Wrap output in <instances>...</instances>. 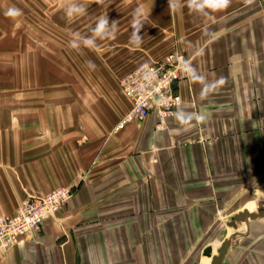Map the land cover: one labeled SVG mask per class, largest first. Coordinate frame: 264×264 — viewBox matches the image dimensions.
<instances>
[{"label": "crops", "instance_id": "crops-1", "mask_svg": "<svg viewBox=\"0 0 264 264\" xmlns=\"http://www.w3.org/2000/svg\"><path fill=\"white\" fill-rule=\"evenodd\" d=\"M174 51L188 64L167 129L151 114L115 131L133 109L121 79ZM62 187L72 199L0 264L216 255L261 208L264 0H0V217ZM248 227L232 245L264 237V216Z\"/></svg>", "mask_w": 264, "mask_h": 264}, {"label": "built area", "instance_id": "built-area-1", "mask_svg": "<svg viewBox=\"0 0 264 264\" xmlns=\"http://www.w3.org/2000/svg\"><path fill=\"white\" fill-rule=\"evenodd\" d=\"M188 61L180 51H174L162 61L143 64L128 73L120 83L133 109L116 125L115 131L143 121L155 114L158 129L166 130L168 120L182 104L175 85ZM74 196V190L62 187L45 196L27 197L11 216L0 217V251H7L24 237L36 231L46 220L57 214Z\"/></svg>", "mask_w": 264, "mask_h": 264}, {"label": "rangeland", "instance_id": "rangeland-1", "mask_svg": "<svg viewBox=\"0 0 264 264\" xmlns=\"http://www.w3.org/2000/svg\"><path fill=\"white\" fill-rule=\"evenodd\" d=\"M250 203L253 204L254 210H257L258 208L264 207V187H258L255 189L254 194L250 195ZM230 221H234V217L230 219ZM240 227L243 228L242 231H238ZM226 231L228 234H230L231 231H233L234 235L236 237H240L241 234H249L250 229L248 227V224L239 223L238 228L235 229L230 226H226ZM239 232V234L237 233ZM197 256L194 257V259H190V262L188 264H205V261L208 257H204L203 254L198 251L196 252ZM264 237L256 239L252 235H249L247 237L240 238L234 242L232 245V248L230 250V253L228 254L226 258L225 264H264ZM205 258V259H204Z\"/></svg>", "mask_w": 264, "mask_h": 264}, {"label": "water", "instance_id": "water-1", "mask_svg": "<svg viewBox=\"0 0 264 264\" xmlns=\"http://www.w3.org/2000/svg\"><path fill=\"white\" fill-rule=\"evenodd\" d=\"M264 216V207L260 208L257 212H252L249 209H243L242 211H239L234 216V221L229 223L230 227H233L235 229L238 228L239 223H246L248 224L250 221L257 220L258 218H261ZM236 236H231L227 239H225L220 246V248L217 250V254H213V248L207 247L204 250V256L211 258V264H223L224 259L231 248V245L233 241L235 240Z\"/></svg>", "mask_w": 264, "mask_h": 264}, {"label": "bare ground", "instance_id": "bare-ground-1", "mask_svg": "<svg viewBox=\"0 0 264 264\" xmlns=\"http://www.w3.org/2000/svg\"><path fill=\"white\" fill-rule=\"evenodd\" d=\"M243 227L241 226L240 229L238 231H242ZM233 232V231H231ZM239 234V232H237ZM215 252H217V250H215ZM205 259V258H204ZM208 259V258H207Z\"/></svg>", "mask_w": 264, "mask_h": 264}, {"label": "clouds", "instance_id": "clouds-1", "mask_svg": "<svg viewBox=\"0 0 264 264\" xmlns=\"http://www.w3.org/2000/svg\"><path fill=\"white\" fill-rule=\"evenodd\" d=\"M136 40L141 39V37H139L138 35L134 37Z\"/></svg>", "mask_w": 264, "mask_h": 264}]
</instances>
